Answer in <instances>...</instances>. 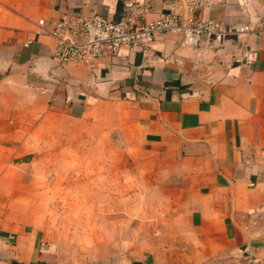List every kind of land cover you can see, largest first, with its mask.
Returning <instances> with one entry per match:
<instances>
[{"label":"crops","instance_id":"1","mask_svg":"<svg viewBox=\"0 0 264 264\" xmlns=\"http://www.w3.org/2000/svg\"><path fill=\"white\" fill-rule=\"evenodd\" d=\"M190 1L0 0V264H264L262 35L192 48L168 34L92 70L59 65L54 40L33 35L65 12L185 19ZM194 16L259 30L264 0H210ZM110 134L123 146L112 188L98 174ZM73 146L97 179L87 163L79 185L58 179ZM63 194L64 209L97 210L95 234L59 223Z\"/></svg>","mask_w":264,"mask_h":264},{"label":"built area","instance_id":"2","mask_svg":"<svg viewBox=\"0 0 264 264\" xmlns=\"http://www.w3.org/2000/svg\"><path fill=\"white\" fill-rule=\"evenodd\" d=\"M209 4L210 0H192L187 4L185 19L171 13H160L147 23H140L128 12L117 21L97 14L82 16L65 12L58 18L38 19L33 35L54 40L51 56L59 65L79 64L91 70L98 60L113 58L121 49L138 48L145 52L157 38L168 34L178 35L182 44L192 48L202 40L221 46L239 34L252 33L264 37V27L253 30L249 25L225 26L195 18L194 11Z\"/></svg>","mask_w":264,"mask_h":264},{"label":"rangeland","instance_id":"3","mask_svg":"<svg viewBox=\"0 0 264 264\" xmlns=\"http://www.w3.org/2000/svg\"><path fill=\"white\" fill-rule=\"evenodd\" d=\"M118 138L114 135V134H110L108 136V139L106 140V144L103 145V146H98L99 147V152H104L105 153V161H102V162H99V168L101 170H103L102 172L98 173L101 177L100 179H103L104 180V184L106 187H109V188H112V185L113 183L115 184L116 181H117V177L114 176V173H113V170H114V161L112 160L113 159V153H118L119 151H122L123 149V146H121V148L119 147V144H118ZM96 146H88L87 148L84 147L83 149L84 150V153H90L92 152V148ZM120 148V150H119ZM77 152L79 153L80 152V149L77 150V146H73V159L75 160H71L70 162V169H72L70 171V174H69V177L68 176H65L63 175L62 177H58L59 180H62V184H65L66 181L67 183L68 182H72V184H74V186L76 185H79L80 184V181L85 179V178H81V174H82V171H81V164L83 165H88V169H89V172H88V175H89V179H97L96 178V172H94L93 170H96L98 167H96L97 163L94 162V161H89V162H81L80 160H76V158H78L76 156ZM47 167L49 166V161H45L44 162ZM84 172V171H83ZM84 174H86L84 172ZM121 183H122V186H126V182L125 181H128V178L127 177H122L121 176ZM91 183V182H90ZM122 190V193H121V196L122 198H125L127 197V193L124 192L123 188L121 189ZM113 195V193H109V196L106 195L107 197H111ZM76 196H79V194H72V199L77 200L75 199ZM67 197L68 199L69 196L67 194ZM80 200V198L78 199ZM63 201H64V194H63V197L62 199H58L57 197V202H58V207L61 208V209H55L56 213H57V216H58V221L59 223H61V225H68V228H71V229H74V230H78V231H81V228H86V229H92L94 231V234H95V229H96V223L97 222H100V218H97V217H94L91 215V212L95 213L97 212V210H90V209H87V208H67V209H64V207H62L63 205ZM105 215H109V214H105ZM120 217L121 218H117V219H120L121 221L126 218L125 216L126 215V210H120ZM112 219V218H110ZM116 219V218H115ZM107 221V220H106ZM123 222V221H122ZM79 233V232H78ZM90 243H93V244H97V243H102V242H98V241H90Z\"/></svg>","mask_w":264,"mask_h":264}]
</instances>
